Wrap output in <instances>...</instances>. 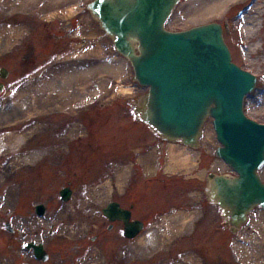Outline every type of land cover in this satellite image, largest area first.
<instances>
[{"label":"rangeland","instance_id":"rangeland-1","mask_svg":"<svg viewBox=\"0 0 264 264\" xmlns=\"http://www.w3.org/2000/svg\"><path fill=\"white\" fill-rule=\"evenodd\" d=\"M90 1L0 0V69L9 72L5 79L0 76L5 85L0 104L13 103L0 109V117L24 115L12 122L17 125L0 131V137L8 138L13 131L29 132L0 153V166L22 156L0 185V264H115V244L124 238L117 229L108 230L102 208L112 200L127 204L119 194L125 189L135 195V218L146 221L148 228L155 221L165 238L174 237L176 231L189 233L197 225L199 264H264V210H254L249 222L262 242L258 237L247 242V228L233 236L224 227L221 209L207 199L209 173L234 175L215 155L219 143L212 121H207L196 150L161 146L157 135L133 113L134 101L148 89L133 80L131 63L115 50L112 39L87 9ZM217 1L180 0L166 27L182 31L210 22L225 23L233 61L258 78L255 91L246 99L245 113L264 124V0ZM240 9L242 15H238ZM34 101L38 104L30 113ZM146 143L155 151L143 170L135 161ZM36 150H41L40 156H35ZM118 152H126V161L116 159ZM145 170L146 174L158 170L155 184L144 179ZM162 170L171 175L161 177ZM260 175L264 180V167ZM69 183L73 195L64 202L60 190ZM11 186L16 190L9 209L14 217L2 207V196ZM37 204L46 206L44 216L37 215ZM63 208H69L71 215L53 228L47 221ZM167 212L170 215L161 216ZM24 214L43 222L44 233L31 231L23 238L15 218ZM8 222L14 232L7 231ZM146 231L130 247L121 243L123 250L130 249L137 258L121 259L124 264H193L191 252L189 259L177 262L145 259L149 245L155 249L161 245L157 239L153 245L146 242ZM94 235L99 238L92 242ZM30 242L44 245L47 262L36 260L33 250L26 248Z\"/></svg>","mask_w":264,"mask_h":264},{"label":"water","instance_id":"water-1","mask_svg":"<svg viewBox=\"0 0 264 264\" xmlns=\"http://www.w3.org/2000/svg\"><path fill=\"white\" fill-rule=\"evenodd\" d=\"M179 2L93 0L87 7L117 52L131 63L134 80L148 88L134 104L140 121L164 140L198 148L205 122L213 119L222 144L216 156L236 175L210 173L207 197L237 233L254 208L264 209V182L258 173L264 165V124L244 113L245 97L255 89L257 78L232 62L219 23L183 31L166 29ZM0 75L5 78L8 71L2 68ZM71 195L69 188L61 191L65 201ZM37 211L43 215L46 208L39 205ZM103 213L110 221H124L129 238L144 227L139 220L131 222L130 212L118 203L108 204ZM31 247L38 258L48 259L42 244Z\"/></svg>","mask_w":264,"mask_h":264},{"label":"bare ground","instance_id":"bare-ground-1","mask_svg":"<svg viewBox=\"0 0 264 264\" xmlns=\"http://www.w3.org/2000/svg\"><path fill=\"white\" fill-rule=\"evenodd\" d=\"M260 0L257 1V3H259ZM221 2V0H218L217 3ZM258 5V4H257ZM258 45H256L254 47V49L257 48ZM38 101V100H37ZM37 101H34L32 107L33 109L30 111L33 112L38 104ZM12 101L11 100H7L3 103L0 104V109H8L11 105H12ZM42 105V103H41ZM24 115H11L8 117H0V131L8 128V127H13L15 125H17L18 123H12L16 120H20L21 118H23ZM31 117V115H29V118ZM32 119V117L30 118ZM24 122V121H22ZM30 130V128H29ZM28 131H13L10 132L8 135V138H4L5 136L0 137V153L6 150H9L10 148H13L16 144L20 143L21 140L28 134ZM5 135V134H3ZM173 148H176L177 145H172ZM184 147V146H182ZM21 150V148L19 149ZM17 150V151H19ZM47 151V150H44ZM190 152V151H189ZM46 155L47 152H45ZM41 155V150H36L35 156H40ZM35 156L33 157V159H35ZM22 156L20 155L19 158H16L14 160H12V162H10L8 165L6 166H0V185H1V181L4 179V177H6L8 175V172H10V170L12 168H14L15 166H17L22 160H21ZM32 158V157H30ZM188 160H190V157H188ZM15 196H16V190L14 187H9V189L6 191V193L2 196L3 201H2V207L3 210L7 213H9V215L11 217L15 216L14 212H11L10 206H12L15 202ZM71 213H70V209L69 208H63L60 211H56L55 213H53L49 219H48V224H51L53 228H55L56 226L62 225L65 222L68 221L69 217H70ZM20 219L19 216L17 218H15L16 224L19 225L20 228V233L21 236L23 238H26V236H30L29 232H34L35 234H43L45 229H46V225L43 222L40 221H36L31 215L28 214H24L21 215Z\"/></svg>","mask_w":264,"mask_h":264},{"label":"flooded vegetation","instance_id":"flooded-vegetation-1","mask_svg":"<svg viewBox=\"0 0 264 264\" xmlns=\"http://www.w3.org/2000/svg\"><path fill=\"white\" fill-rule=\"evenodd\" d=\"M121 144H123L122 146L124 147V143L122 142ZM121 144H119V146H121ZM124 150H125V147H124ZM123 155V156H121ZM121 156V157H120ZM116 159L119 161V162H124L126 161V152L123 154L121 152H118V154L115 155ZM129 187V186H128ZM122 196L125 197V199H127L128 203L126 204V202L124 203V200H122L120 203H121V206L125 209H130L132 210V213H133V210H134V204L132 203L133 201V196H132V191L130 190H127L125 189V191L122 193ZM133 214H132V220H133ZM251 221V220H250ZM260 226V224H258ZM112 226V229L110 230H113V229H117L118 230V233H119V236L121 235L122 236V232H123V235H124V223L121 222V221H117L113 224L109 223V226L108 228ZM246 228H247V237L245 239V241H249V242H252L253 239H249L250 237H254V238H260L259 237V234L255 233L256 232V227L253 224H247L246 225ZM261 236L262 238L264 239V228H262L261 230ZM120 236V237H121ZM97 237H92V240H96ZM124 238V241H118L116 242L115 246H116V249H115V252H114V256L112 259H117L115 264H124L121 259H137L135 256H132L130 251L129 250H123L122 247H121V243L125 244L126 246L127 245H130V243L133 241V239H127L125 237ZM243 239V238H242ZM180 240L184 243L185 246H187L185 248L182 247L178 250V252L176 254H172V249L170 251V254L171 256H168L167 254H163V253H155L153 255H150L148 256L146 259H185L186 258V254L189 253L190 251H192L193 253V257L194 259H196V264H199V253H200V250H199V246H200V242H199V236L198 234L196 233V229L194 228V230L192 231V233L190 235H182L180 237ZM261 240V239H259ZM181 247V245H180ZM187 248H191V249H188L186 251ZM177 251V250H175ZM121 252H124L126 253L125 256H123L121 254ZM160 252V251H159ZM195 263V262H194Z\"/></svg>","mask_w":264,"mask_h":264}]
</instances>
